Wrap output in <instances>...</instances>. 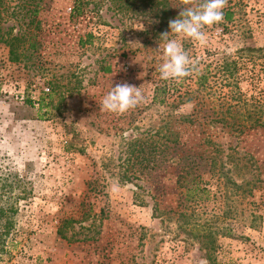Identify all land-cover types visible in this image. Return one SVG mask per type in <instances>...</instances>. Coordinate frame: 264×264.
Listing matches in <instances>:
<instances>
[{
  "label": "rangeland",
  "instance_id": "rangeland-1",
  "mask_svg": "<svg viewBox=\"0 0 264 264\" xmlns=\"http://www.w3.org/2000/svg\"><path fill=\"white\" fill-rule=\"evenodd\" d=\"M76 1L0 0V264H264V0L168 80L182 0Z\"/></svg>",
  "mask_w": 264,
  "mask_h": 264
},
{
  "label": "clouds",
  "instance_id": "clouds-1",
  "mask_svg": "<svg viewBox=\"0 0 264 264\" xmlns=\"http://www.w3.org/2000/svg\"><path fill=\"white\" fill-rule=\"evenodd\" d=\"M181 11L175 19L169 20L170 32L160 35L156 51L163 55L158 71L161 79H181L188 76L195 64L189 52L178 39H169L170 34L182 35L199 44H205L208 36L206 29L224 20V9L228 0H182ZM145 100L141 87L127 82L112 86L100 104L108 112L123 114L140 106Z\"/></svg>",
  "mask_w": 264,
  "mask_h": 264
},
{
  "label": "trees",
  "instance_id": "trees-1",
  "mask_svg": "<svg viewBox=\"0 0 264 264\" xmlns=\"http://www.w3.org/2000/svg\"><path fill=\"white\" fill-rule=\"evenodd\" d=\"M80 11H81V1L77 0L76 3L74 4V9H73L72 15L75 16V17H78V15H80ZM224 15H225V20L226 21H231L232 20V17H233V13L232 12L227 11L226 13H224ZM249 50L254 52V51H261L262 49H253V48L250 49L249 48ZM163 92H164L163 88H157L156 89V93H158V94H162ZM154 101H159L160 103H164V100H159V96L158 97L156 96L154 98ZM27 104H29L30 106H34V102H32V101L27 102ZM187 175H189V174H187ZM194 179H196V178H194Z\"/></svg>",
  "mask_w": 264,
  "mask_h": 264
}]
</instances>
